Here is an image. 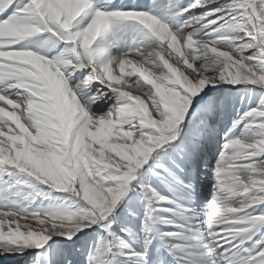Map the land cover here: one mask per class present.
<instances>
[{"label":"snow or ice","instance_id":"snow-or-ice-1","mask_svg":"<svg viewBox=\"0 0 264 264\" xmlns=\"http://www.w3.org/2000/svg\"><path fill=\"white\" fill-rule=\"evenodd\" d=\"M0 264H264V0H0Z\"/></svg>","mask_w":264,"mask_h":264}]
</instances>
